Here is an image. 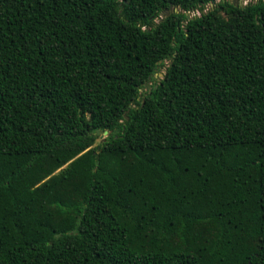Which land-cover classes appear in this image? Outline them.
Wrapping results in <instances>:
<instances>
[{
  "label": "trees",
  "instance_id": "trees-1",
  "mask_svg": "<svg viewBox=\"0 0 264 264\" xmlns=\"http://www.w3.org/2000/svg\"><path fill=\"white\" fill-rule=\"evenodd\" d=\"M233 1L0 0V264H264V0Z\"/></svg>",
  "mask_w": 264,
  "mask_h": 264
},
{
  "label": "rangeland",
  "instance_id": "rangeland-1",
  "mask_svg": "<svg viewBox=\"0 0 264 264\" xmlns=\"http://www.w3.org/2000/svg\"><path fill=\"white\" fill-rule=\"evenodd\" d=\"M256 1H257V0H237V4H238V5H241V6H245V5H247L248 3H250V2L254 3V2H256ZM211 6H213V5H211ZM211 6H210V5L205 6V7H204V11H207L208 9H210ZM199 14H200V13L197 11V12L189 13V16H198ZM158 20H159V19H158ZM161 73H163V71H162ZM158 77H159V76H157V78H158ZM147 89H148V86H146L145 89H142L141 92H144V91L147 90ZM102 137H104V135H102Z\"/></svg>",
  "mask_w": 264,
  "mask_h": 264
},
{
  "label": "water",
  "instance_id": "water-1",
  "mask_svg": "<svg viewBox=\"0 0 264 264\" xmlns=\"http://www.w3.org/2000/svg\"><path fill=\"white\" fill-rule=\"evenodd\" d=\"M233 4H234V6H237V0H234ZM169 8H171V6ZM158 76H159L160 79L163 78V74L162 73H159ZM106 134H107V132L103 133L104 136H106Z\"/></svg>",
  "mask_w": 264,
  "mask_h": 264
},
{
  "label": "flooded vegetation",
  "instance_id": "flooded-vegetation-1",
  "mask_svg": "<svg viewBox=\"0 0 264 264\" xmlns=\"http://www.w3.org/2000/svg\"><path fill=\"white\" fill-rule=\"evenodd\" d=\"M167 16H168V14H167Z\"/></svg>",
  "mask_w": 264,
  "mask_h": 264
}]
</instances>
